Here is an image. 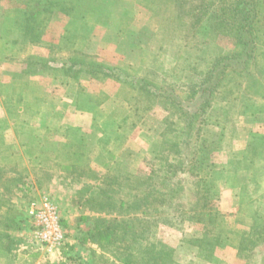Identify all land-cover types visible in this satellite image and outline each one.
Instances as JSON below:
<instances>
[{"label":"rangeland","instance_id":"1","mask_svg":"<svg viewBox=\"0 0 264 264\" xmlns=\"http://www.w3.org/2000/svg\"><path fill=\"white\" fill-rule=\"evenodd\" d=\"M21 1L27 0H0V211L5 212L2 219L14 217L16 224L0 226L13 243L10 252L0 251V264H128L162 247L172 250L177 264H264V233L256 234L255 247L242 233L255 225L264 228V201L251 204L242 197L256 184L264 191L262 150L252 153L248 147L264 141V117L254 112L264 99L257 98L255 106L243 99L249 79L230 76L190 135L180 111L163 95H135L102 74L72 79L61 71L26 73L31 61L42 59L59 68L79 50L81 58L173 88L185 98L216 58L234 52L231 34L201 36L190 25L171 30L168 17L158 13L157 0H79L84 9L90 7L86 19L80 8L72 18L56 9L62 14L40 27H20L15 10L26 8ZM65 1L66 8L78 3ZM74 24L93 27L77 50L66 41V30ZM258 61L261 66L263 59ZM254 65L252 76L264 82ZM125 117L133 126L126 140L99 141L97 128L121 124ZM39 118L45 121L39 124ZM81 139L89 151L76 168L52 153L61 145L75 149ZM41 174L47 175L43 186L28 190ZM98 184L114 200H141L135 214L120 218L126 223L118 241L94 233V217L112 218L94 212L99 206L88 200L96 192H82L84 185ZM44 197L57 208L66 238L61 247L39 242L41 228L32 211ZM245 208L255 214L253 221L243 214ZM213 234L225 241L206 253L204 245Z\"/></svg>","mask_w":264,"mask_h":264},{"label":"trees","instance_id":"2","mask_svg":"<svg viewBox=\"0 0 264 264\" xmlns=\"http://www.w3.org/2000/svg\"><path fill=\"white\" fill-rule=\"evenodd\" d=\"M157 1L159 2L158 5L160 8V11H158V13L162 18H164L165 16L168 17L171 30H173V25H178L181 28H187V26L190 25L196 28L195 34L199 33L201 36H204L205 34L215 35V33L223 35L231 34V36L228 35V37L234 39V52L231 54H223L216 58V60H214V62L205 70L204 74L200 76L199 83L195 84L192 87L190 95L188 94L187 96H185V98H183V96L173 88L158 87L150 80L133 76L118 67H111L109 65L97 63L95 61H88L85 57L81 58L80 51L77 49H80L82 46H84L87 42L86 40L89 39L90 31L93 30V27L89 25H86L85 27H79L74 24V26H71L73 30L67 28L66 32L69 35L66 41L77 51L75 52L74 57L63 61L61 67L55 68L49 65L48 61L39 59L37 62L31 61L30 64L28 63L26 65L28 68L26 70V73L32 75L37 74L43 70H49L52 72L61 71L65 76L72 79H78L80 74H85V77L87 76V78L95 76V74H102L114 78L119 83H121L124 88L128 87V89L131 92L135 93V95L144 97H157V95H163V97H165L169 101V104L171 106L180 111L185 122V126L183 127V129H186V132L190 135H192V131L198 130V120H200L201 115L206 113L207 110L210 109L216 102V97L219 91L223 88V85H225V81H227L230 76L234 75L242 80L244 79L245 81L249 79V85H247L246 94L243 98L248 102V104L255 106L254 104L257 98L264 99V82H262L258 78H254L252 76L253 72L250 70L252 64L253 66H255L254 64H256V66L258 67V73L264 75V38L263 36H261L263 24L262 21L264 20V0ZM79 2L80 1L78 0V3L76 2L72 7L66 8L64 6V4L66 3L65 0H27L24 3L21 1L22 5H25L26 8H18L15 10V23L20 27L25 25H28L30 27H40L41 24L50 20L52 16L54 17L58 15L56 13H65V15L68 14L70 18H72V16L75 17V13L78 14V8H80V17H82V19H86V17L91 14L89 13L90 7L84 9V6L80 5ZM83 2L89 3L90 0H83ZM56 9H60L62 13L56 12ZM80 32H85L87 33V35L85 37H82ZM259 57L263 59V64H261L263 68H261L259 64ZM32 58L34 57H31V59ZM38 64H42V69L39 68ZM160 90L163 91V94H160ZM164 93L166 94L164 95ZM164 105L166 106L168 104ZM191 108H193L194 111H191ZM191 112H193L194 114L189 116V113ZM254 112L256 118L263 119L264 106L259 108L256 106V111ZM43 120L44 118H41L39 120V124H42ZM123 120L124 121H122L123 123L121 124H119V121H113L111 123L100 126V128H97V132H99V134L101 135L99 137V141H101L103 144H109V142L111 141H123L124 139L126 140V137H129L131 135L133 126L132 124L127 123V117H125ZM95 127L98 126L94 124V128ZM127 131L129 132L128 136L126 135ZM97 137L98 135H96V139ZM82 138L84 139L85 137L82 136ZM83 139H81L82 141H80L79 147L75 149L67 148L66 146L61 145L59 148L56 147L57 149H55V151L52 153L55 155L58 161H67V164H64L66 167H72L74 164L76 168L82 165L81 160L85 156V151H89V148L88 146H86V142ZM248 147L250 148V151L252 153L262 150L261 154L264 157V141L261 144H249ZM6 151L7 153L9 152L8 148ZM62 154H64V158H61ZM0 172V175H2L4 171L0 169ZM42 176L43 174H41V176H37L34 179V182H29L27 185V189H34L38 186L41 188L43 186V181L46 180L45 178L47 177V175H45L44 177ZM250 180L252 184H256L254 180ZM86 188H91L92 192H96L97 194L95 197L92 196L88 200V202L98 205L100 207H98V209L100 210L92 211H94L95 213L99 212L98 214L102 213L108 216H112V218L109 220L102 217L93 218L94 233L96 235V238L100 239L111 236L107 239L115 240H112L110 242L118 241L119 237L124 236L125 234V232L123 233L120 230V227L121 225H124L126 223L125 221L123 222L122 220H120V218H125L126 216L135 214L137 208L141 206V200H138L137 197H135L136 201H131L130 199L114 200L112 197L105 196L106 191L101 186V184L92 186L84 185V190L81 191L85 192ZM96 190H98L100 193H98ZM85 195L86 194L84 193L82 196H80V199L78 201L79 204ZM242 197L244 201L246 199L245 202H249L251 204H260L264 201V191H261V189L256 184L252 192H249V194L247 195H245L244 193ZM154 199L152 200H157ZM145 203L147 205H151V200L147 199ZM130 209H132L131 213L129 212ZM242 210L244 211L243 214L247 217V220H254V213H252L247 208ZM4 214L5 212L0 211V226L3 225L7 229L16 227L14 217L8 216V218L2 219ZM213 218V220H215V217ZM242 233L244 239H246V244H248L249 247L252 245L253 247H255L257 244L255 236L256 234L264 233V228L260 229L255 225L249 230L242 231ZM8 240H12V238L8 234L0 233V251L3 254L6 252H10L13 248V243H9L10 241ZM224 241L225 239L221 236V234H213L210 238H208V241L204 245L203 250L206 253L208 251L210 253H213L214 248L219 245H223ZM135 245L137 246V244ZM136 246H133V251L137 250ZM151 247L154 249L157 246ZM171 254L172 250L166 247H162L161 251L159 252L149 250L146 254L140 256L143 260L137 262L129 261L130 263L128 262V264H177L176 260L172 258ZM113 264L127 263L117 261Z\"/></svg>","mask_w":264,"mask_h":264},{"label":"built area","instance_id":"3","mask_svg":"<svg viewBox=\"0 0 264 264\" xmlns=\"http://www.w3.org/2000/svg\"><path fill=\"white\" fill-rule=\"evenodd\" d=\"M33 206H35V210L32 211V215L35 216L38 226L41 228L38 236L39 242L49 248L65 245L66 238L59 225L56 206L47 197H44L41 203Z\"/></svg>","mask_w":264,"mask_h":264},{"label":"crops","instance_id":"4","mask_svg":"<svg viewBox=\"0 0 264 264\" xmlns=\"http://www.w3.org/2000/svg\"><path fill=\"white\" fill-rule=\"evenodd\" d=\"M260 182V181H259ZM238 247V246H237ZM237 247L234 246V249H237Z\"/></svg>","mask_w":264,"mask_h":264}]
</instances>
